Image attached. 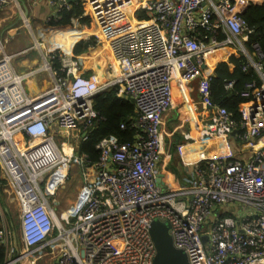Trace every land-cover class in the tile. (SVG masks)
Masks as SVG:
<instances>
[{"label":"built area","instance_id":"2783aa9c","mask_svg":"<svg viewBox=\"0 0 264 264\" xmlns=\"http://www.w3.org/2000/svg\"><path fill=\"white\" fill-rule=\"evenodd\" d=\"M7 1L0 0V11ZM67 1L50 3L61 8ZM254 1L79 0L97 46L105 44L111 55L106 80L96 67L88 75L73 46L41 52L39 69L18 73V54L8 53L0 36V171L20 212L19 239L3 215V264H153L156 220L169 223L190 264L264 262V52L258 42L248 44L253 30L243 18ZM217 53L242 54L243 70L258 77L239 93L246 101L239 120L212 99ZM41 74L48 86L27 91L26 83ZM197 81L208 120L197 124L194 140L218 145L233 134L254 148L247 159L198 161L183 186L161 185L163 118L174 107V85ZM115 86L119 97L134 101L135 139H102L92 163L79 146L101 118L94 98ZM234 87L235 81L226 82V90ZM74 166L83 186L68 215L58 217L51 201Z\"/></svg>","mask_w":264,"mask_h":264},{"label":"crops","instance_id":"0c3cea01","mask_svg":"<svg viewBox=\"0 0 264 264\" xmlns=\"http://www.w3.org/2000/svg\"><path fill=\"white\" fill-rule=\"evenodd\" d=\"M50 1L51 0L7 1L6 6L0 11V36L5 45H9V48H11V51H9L10 54H18L25 51L24 49L17 51L18 47L14 46L15 44H21L23 31L31 34L34 42L36 39L41 40L47 35H49V37L56 35V37L52 39L53 44H55L54 42L68 44L72 40L80 39L92 31L89 29L85 30L87 27H90V23H82V25H86L87 27H80L78 30H76L75 26L73 27L74 22L80 24L83 17L73 18L70 27L51 26L50 21L54 19L55 14L58 15L60 8L57 5H52ZM77 2L78 1L68 3L67 1L70 8ZM137 5L138 1H134L129 9V17L132 23L133 18L131 14ZM68 6L64 7L68 8ZM18 20L21 21V25L19 26L14 23ZM3 32L6 34L5 39L2 37ZM77 42H75V44ZM71 44L74 48L75 44ZM104 48L105 45L97 48L95 54L84 57L85 60H89V62L94 64L96 71L102 73V75L104 74L102 68L105 70L106 65L103 66V63H99L98 58L104 57ZM25 53L26 52L21 54V56H25ZM40 56V59H42L41 62L37 57H24L19 62V68L22 67L27 69L24 73L39 69V67L44 64L43 57L42 55ZM223 56V60L228 61L230 56H226L225 54H223ZM215 58L217 66L219 60L216 56H212L213 61H215ZM87 70L91 72L93 68L90 67ZM104 78H106L105 75L103 76V79ZM45 79L46 75L41 74L39 77L28 81L26 83L27 91L34 93L44 90L48 86V81L47 79L45 81ZM174 100V107L169 109L163 118L164 153L161 155L158 164L159 174L165 179L166 185L176 187L183 186L187 179L192 176L193 167L198 161H206L215 155L237 159H247L250 156V152L254 148V143L249 144L241 142L236 136H233V134L228 141L218 145L201 143L194 140V136L199 137L200 125L197 126V124H201L208 120L207 112L204 111L202 107L198 91V81L186 85L176 83L174 85ZM0 179L2 182L4 181L2 178ZM1 185L3 194H5V190H10L8 186H6L5 181ZM6 212L3 211V213H1L2 217ZM262 264H264V262Z\"/></svg>","mask_w":264,"mask_h":264},{"label":"trees","instance_id":"16d2710c","mask_svg":"<svg viewBox=\"0 0 264 264\" xmlns=\"http://www.w3.org/2000/svg\"><path fill=\"white\" fill-rule=\"evenodd\" d=\"M84 8L80 3H74L70 9L61 7L58 15L61 17L58 21L53 19L50 21L53 27H70L72 19L81 17ZM139 19L147 18L144 12H138ZM243 18L245 19L248 28L253 30L249 35L248 44L258 42L264 52V0H255L251 6L244 12ZM83 23L89 24L90 18L83 17ZM88 30V29H86ZM61 46V43L55 45ZM69 44V43H68ZM97 46L95 37L87 40H80L74 45V53L82 55L91 48ZM216 57L219 60L214 76L212 77V99L216 104H223L227 109L232 112L236 119L239 120V107L246 101L240 97V91L243 89L244 84L251 80H258L254 71L250 70L245 72L243 66L246 64V58L240 53L232 54L228 61L223 60L221 53H217ZM216 60V58H215ZM213 61V59H212ZM214 62V61H213ZM91 72L88 73V75ZM227 81H235L233 90L228 91L225 89ZM94 108L98 112L99 121L94 126L93 130L88 133L86 140L82 141L79 146L80 153L89 155L92 163L99 159V151L97 145L100 141L111 135H115L122 142H132L135 139V130L131 127L136 116L134 104L125 97L118 96V86L110 87L94 98ZM126 124V129H122L121 125ZM0 181V227L3 222L1 209L5 212V217L8 218V207L2 196V184ZM5 248H0V264L4 263Z\"/></svg>","mask_w":264,"mask_h":264},{"label":"rangeland","instance_id":"374dc122","mask_svg":"<svg viewBox=\"0 0 264 264\" xmlns=\"http://www.w3.org/2000/svg\"><path fill=\"white\" fill-rule=\"evenodd\" d=\"M40 22V21H38ZM14 23H16L17 26L21 25V21H15ZM83 22H81L80 24L77 22H74L73 27L75 26L76 30L80 29V27H87L86 25H82ZM80 25V26H78ZM87 29L92 30L90 33L86 34L84 37H81L80 39H76V40H72L71 42H69V44L64 45V47H69L72 44L79 41V40H87L89 38H91L93 36V34H95V29L92 25V23L90 22V27H87ZM86 30V29H85ZM26 33V34H25ZM55 34V33H54ZM3 39H5L6 34L5 32H3ZM56 37V35L50 36H44L41 40H39V42L42 43V47H38L37 49H34L35 47V42L33 41V37L31 34H29L28 32H22V42L21 44H15L14 46L18 47L17 51H20L21 49L25 50V56H21L20 53H18V56L13 60V65L15 70L18 73H24L25 71H27V69H24L22 67L19 68V62L24 58V57H29V58H33V57H37L39 59V61L41 62L42 59L41 58V52L43 53H47V51L58 48L60 46H57V44H53L52 39H54ZM56 43V42H54ZM105 44H99L95 49L91 48L89 49L87 52L83 53L81 56H83V58L85 56H90L91 54H95L96 49L99 46H104ZM11 48H9V45L6 46V51L9 53V51ZM107 52V53H106ZM84 65L87 69L91 68H95V65L92 64L91 62H89V60H85L84 58ZM112 61L111 55L109 54V51L106 50V45L104 48V57H99L98 58V62L103 63V66L105 65H109ZM43 62L44 58H43ZM43 65V64H42ZM106 80V78H104ZM62 140V139H61ZM63 141V140H62ZM72 143H75L74 140H70ZM4 174L2 171H0V178L3 179ZM0 181H2L0 179ZM4 182V181H3ZM83 186V182H82V176H81V169L78 166H74L70 169L68 177L66 179L65 184L59 188V190L56 192L55 196H54V202L53 200L51 201L53 208L56 210V213L58 215V217L61 216V214L63 212H66L68 208L71 207V204L76 203L77 201V197L79 194V189H81ZM53 197H51L50 199H52ZM4 201L7 204L8 207V212L9 215L8 218L5 217L9 227L16 233L17 238H20V226L18 227V225H20V212H19V206H18V202L16 200V197H13L12 193L10 192V190H5V194L3 196ZM3 209H1V213H3ZM19 245H21V242L19 241ZM48 257V256H47ZM40 264H46V262H39Z\"/></svg>","mask_w":264,"mask_h":264},{"label":"water","instance_id":"95a60500","mask_svg":"<svg viewBox=\"0 0 264 264\" xmlns=\"http://www.w3.org/2000/svg\"><path fill=\"white\" fill-rule=\"evenodd\" d=\"M74 1L79 0H68V3ZM131 102L134 103L132 99ZM157 181L161 185H166L165 179L160 174ZM150 233L157 250L153 264H190L187 254L175 247L168 222L163 220L154 221L151 224ZM204 241H206V238H204ZM12 264H17V262Z\"/></svg>","mask_w":264,"mask_h":264},{"label":"bare ground","instance_id":"6f19581e","mask_svg":"<svg viewBox=\"0 0 264 264\" xmlns=\"http://www.w3.org/2000/svg\"><path fill=\"white\" fill-rule=\"evenodd\" d=\"M64 45H66V43L64 44H62L61 46H64ZM101 46H99L98 48H100ZM106 50H108L107 49V47H106ZM107 53V52H106ZM102 72H104V69L102 68ZM99 73V75L101 76V77H103V75H102V73H100V72H98ZM51 189H52V186H50V188H49V191H51ZM69 213V212H68ZM68 213H64V215H68Z\"/></svg>","mask_w":264,"mask_h":264}]
</instances>
